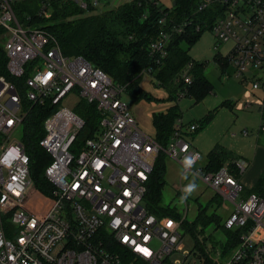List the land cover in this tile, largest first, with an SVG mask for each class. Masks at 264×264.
I'll return each mask as SVG.
<instances>
[{
    "label": "built area",
    "instance_id": "2783aa9c",
    "mask_svg": "<svg viewBox=\"0 0 264 264\" xmlns=\"http://www.w3.org/2000/svg\"><path fill=\"white\" fill-rule=\"evenodd\" d=\"M107 1L75 2L82 10H95ZM14 3L0 0V38L8 74L26 77L19 89L0 75V264H131L112 250L113 245L134 254L142 264H164L180 242L181 220L158 218L143 203L161 151L183 167V174L199 178L233 205L224 227L239 231L238 242L220 264H264V195L242 198L243 184L227 166L215 172L193 170L201 155L190 148L184 134L195 131L198 124H189L185 131L177 120L167 146L161 147L138 127L122 100L128 84L114 82L82 56L63 55L48 32L19 22ZM212 4L219 12L210 30L218 44H231L228 54L218 57L237 78L264 68V0H201L196 12ZM49 10L50 0H40L38 14ZM163 22L161 18L159 24ZM185 25L162 26L149 42L148 52L156 63L166 58L168 41ZM222 74L227 75L225 70ZM182 78L178 98L185 97L191 84L189 76ZM252 89L264 91V83L254 79ZM72 92L93 104L100 116L97 130L77 152L74 143L84 120L59 105ZM23 100L40 104L49 100L54 107L39 141L51 157L44 177L52 186L49 205L41 215L24 206L34 188L30 159L21 140L10 141L27 113ZM259 131L264 134V123ZM235 165L240 174L247 166L243 160Z\"/></svg>",
    "mask_w": 264,
    "mask_h": 264
},
{
    "label": "trees",
    "instance_id": "16d2710c",
    "mask_svg": "<svg viewBox=\"0 0 264 264\" xmlns=\"http://www.w3.org/2000/svg\"><path fill=\"white\" fill-rule=\"evenodd\" d=\"M201 0H172L168 7L161 6L157 0H126L115 8L106 10L100 14H89L85 17L74 18L82 12V9L74 0H50V10L46 15L38 14V11L30 17L29 21L22 20L20 15L25 7L14 3L13 7L19 22L34 24L54 37L63 55L82 56L92 65L105 72L114 82L128 84L138 91L139 97H147L136 85V78L140 72L149 70L154 74L160 85L168 89L169 99L174 101L172 107L164 113L153 115L155 130L154 139L165 148L172 135L174 125L181 118L177 99L184 87L183 74L191 78V84L186 86L185 97H190L195 103L203 100L213 87L204 75L205 63L190 59L188 51L198 40L203 30L210 29L212 22L219 12L217 5L212 4L202 12H196L197 5ZM38 10H39V2ZM174 3V4H173ZM33 11V7L27 8ZM93 11L94 9L89 8ZM164 22L159 24V20ZM184 24L183 31L171 37L167 44V56L156 63L148 52L149 42L154 40L162 26L168 27L171 23ZM197 27L199 29L197 30ZM216 61L221 66V71L227 65L219 57ZM6 56L0 45V75L12 80L19 89H23V76L19 79L12 78L6 70ZM192 63L190 68L187 65ZM143 70V71H142ZM142 74V73H141ZM179 77V78H178ZM176 79L177 84L174 82ZM174 83V84H173ZM232 103L224 100L219 107L231 108ZM23 107L27 113L22 122V141L25 151L30 159V175L34 188L45 196H50L51 184L44 177V169L50 163V155L39 145L44 135V120L52 113L54 107L49 100L43 103H31L23 100ZM217 108L207 112L199 120L198 129L205 127L213 118ZM74 111L84 120V126L78 133L74 143V152L82 147L86 138L92 137L98 128L100 116L93 104L81 100ZM264 121V107L262 108ZM224 150L213 149L208 154V161L204 167L206 172H215L223 166ZM166 154L161 151L157 155L149 175L147 193L144 204L149 213L156 217L172 215L180 218L176 211L168 210L160 205L161 191L165 185L164 158ZM229 171L237 176L238 169L234 162L230 164ZM254 194L264 195V170L253 187ZM214 214L206 215L199 206L193 221L181 223L180 228L190 233L195 239V246L208 264H213L208 258L209 254L204 251L197 242L198 227L209 224L216 225ZM225 228V227H224ZM226 243L222 245L221 255L227 256L238 242L239 231L225 228ZM113 251L121 254L125 262L142 264V260L126 249L113 245Z\"/></svg>",
    "mask_w": 264,
    "mask_h": 264
},
{
    "label": "rangeland",
    "instance_id": "374dc122",
    "mask_svg": "<svg viewBox=\"0 0 264 264\" xmlns=\"http://www.w3.org/2000/svg\"><path fill=\"white\" fill-rule=\"evenodd\" d=\"M124 1L125 0H108L106 3H101L93 11L88 10L89 8L87 10H82V12L76 17H71L70 19L85 17L91 13L100 14L106 10L115 8ZM157 1L163 7H168L172 3V0ZM15 2L21 7H25V10L22 11V14L20 15L22 20H27L28 17L33 16V14L38 11L37 0H15ZM29 7H33L34 10L31 12L28 11L27 8ZM48 13L49 11L46 15ZM30 26H34V24H30ZM0 45H2L1 38ZM230 48V43L218 44L211 30L205 29L188 51L190 59L206 64L204 75L211 83L213 91L198 103H195L190 97H181L177 99L181 118L185 122L183 123L185 131L189 124L193 122L199 124L198 120H201L208 111L217 108L221 101L229 100L233 103L231 108L224 107L217 109V117L220 119L217 125H213V127L206 129V131L204 127H200L195 131L185 132L186 140L192 145H196L201 152V158L193 167L194 170L202 169L207 162V153L212 146H209V140L207 138L209 135L205 133H210L211 131L215 132L212 133V135H218V137H221L220 143L225 148L232 149L233 152L246 159L249 158V160L255 159V156L257 157V160L260 158L263 159L261 150L259 148L257 149V146L260 145L264 147V135L259 131L260 126L264 122L260 119V116L258 115L259 113L257 112L258 109L254 104H251L248 107H244V105L246 102H253L257 94L260 95V93L263 92L261 89L253 90L252 81L254 79H259L264 83V68L248 71L243 77L237 78L234 75L233 69L230 66H226L224 70L227 75H223L220 69L221 66H219V63L216 61V57L227 55ZM174 82L177 84L176 79H174ZM136 85L147 95V97H139L138 91L132 88L130 83H128L127 90L122 94L121 98L128 104L129 110L135 118L138 127L145 134L154 136L155 130L152 123L153 115L164 113L173 106L174 101L169 99L168 89L160 85L154 74H150L147 70H145V72H140L137 76ZM81 100L82 99L77 93L72 92L63 98L59 105L67 106L74 110L78 107ZM226 119L227 121H225ZM229 119L231 121H229ZM226 123L229 124L225 126ZM247 131L248 135H243L244 132L246 133ZM21 135L22 127L20 126L11 135L10 141L20 140ZM205 135H207V137ZM234 135L235 137L233 138L232 136ZM211 143L212 142L210 141V145ZM179 171L180 175L182 174V177L184 178L189 177L191 180L193 177L189 176L191 174H183V167L181 165ZM176 173L177 171L174 170V172L170 174V178L173 179V177H176ZM170 181V179H166L160 205L166 207L168 210H170L168 205L175 206L179 211L178 213L182 216V218L180 217L181 223L185 222V219L188 221L193 220L199 206L204 210L206 215H215L217 221L216 225L209 224L204 228L198 227L197 230L199 232L196 237L198 244L204 248V251L207 254H209L208 258L212 263L220 264L222 261V245L226 243L224 222L229 216L228 211L223 208L222 204L218 205L219 200L215 198L218 197L217 194L214 195V200H208L211 193L210 187L200 179H193L191 189L188 191L189 195L187 200L173 198L174 191L172 190V182ZM37 191L38 190L35 188H32L28 192L24 206L27 211L41 215L46 211L49 205V196L47 197ZM193 196L195 198L198 196L199 198L195 200ZM237 201H239V198ZM228 205L232 210L233 205L230 203H228ZM171 211L173 212L176 210L171 209ZM179 233L181 238L177 249L168 257L164 264H208L195 246L196 239L190 233L184 232L181 228Z\"/></svg>",
    "mask_w": 264,
    "mask_h": 264
},
{
    "label": "crops",
    "instance_id": "0c3cea01",
    "mask_svg": "<svg viewBox=\"0 0 264 264\" xmlns=\"http://www.w3.org/2000/svg\"><path fill=\"white\" fill-rule=\"evenodd\" d=\"M126 1V0H125ZM206 67V66H205ZM256 90H259V89H256ZM213 91V90H212ZM210 94V93H209ZM224 101V100H223ZM223 101H221V103L223 102ZM229 101V100H228ZM220 103V104H221ZM232 103V102H231ZM178 104V103H177ZM220 104L218 105V107H217V109L218 108H224V107H219L220 106ZM251 104H254L256 107H257V112L259 113L258 115L260 116V119L262 120V122H263V117H262V108L264 107V91L263 92H261L260 93V95L259 94H257V96H256V98H254V101L253 102H246L245 103V105H244V107H248L249 105H251ZM231 105H233V103L231 104ZM247 105V106H246ZM217 111L218 110H216V112H215V114H214V116H213V118L211 119V121L204 127V129H205V131H206V129H209V128H211V127H213V125H217V123H218V121L220 120L218 117H217ZM209 112V111H208ZM203 118V117H202ZM235 120V119H234ZM179 121H181L182 123H185L183 120H182V118H180L179 119ZM199 121V120H198ZM225 121H227V119L225 120ZM229 121H231L230 119H229ZM177 122V121H176ZM194 123H197V122H193V123H191V124H194ZM176 124V123H175ZM229 123H226V125L225 126H227ZM184 125V124H183ZM198 129V128H197ZM196 129V130H197ZM204 132V131H203ZM212 133H215V132H206L205 134H207V135H209V137H207V135H205L207 138H208V140H209V146H212V148L209 150V149H207V150H209L208 151V153H207V161H208V154H209V152L210 151H212L213 149H215V148H218V150L219 149H221V150H224V157H223V159H224V161H223V166H227L228 168L230 167V164L232 163V162H234V164H236V162H238V161H240V160H243V161H245L246 162V164H247V166H246V168L244 169V171L240 174L239 172L237 173V178L242 182V184H243V187H244V190H243V193L241 194V197L242 198H245V197H247L249 194H251V193H253V187L255 186V184H256V182H257V180L259 179V176H261L260 175V173L261 172H263V168H264V147L263 146H260V145H258L257 146V149L259 148L260 150H261V155H262V158L263 159H259V160H257V157L255 156V159H253V160H249V158H245V157H242L241 155H239V154H237V153H235V152H233V150L231 149H227V148H225L223 145H221V137H218V135H212ZM261 133V132H260ZM243 134V133H242ZM262 134V133H261ZM236 135V134H235ZM235 135L234 136H232L233 138L235 137ZM243 135H248V131L245 133L244 132V134ZM264 135V134H263ZM184 136H185V138H186V134H184ZM152 138H154V136H151ZM231 137V136H230ZM231 139V138H230ZM210 141L212 142L211 143V145H210ZM188 143H189V146H190V148L192 149V150H196V151H198L199 153H200V155H201V152L198 150V148L196 147V145H192L189 141H188ZM219 143H220V145H219ZM201 158V157H200ZM200 160V159H199ZM198 160V161H199ZM206 164H207V162H206ZM205 164V165H206ZM205 165L203 166V168H202V170H204V167H205ZM164 166H165V174H164V179H165V182H166V179L167 180H171L170 182H172V190L174 191L173 192V198H178V200H187V198H188V191H189V189H191V186H192V181H193V179H195L196 177L194 176V175H189V176H193L192 178H191V180H190V178L189 177H186V178H184V177H182V174L180 175V171H179V167H180V165H179V163L175 160V159H173V158H171V157H169L168 155H166V157L164 158ZM174 170H176L177 171V173H176V177H173V179H171L170 178V174H172L173 172H174ZM194 170V169H193ZM262 174V173H261ZM199 179V178H198ZM166 184V183H165ZM164 187H165V185H164ZM164 187H163V189H164ZM163 189H162V191H163ZM162 191H161V198H162ZM210 191H211V193H210V196L208 197V200H214L213 198L215 197L214 195H215V192L210 188ZM193 198H195L194 196H193ZM199 197L197 196L196 198H195V200H197ZM217 200H219V203H218V205H221L222 204V206H223V208L225 209V210H227L228 211V214L230 213V211H231V209H230V207H229V205H228V202H225V201H223V199L218 195V197H215ZM169 200H171V199H169ZM221 200V201H220ZM218 205H216V206H218ZM167 206V205H166ZM169 207H170V210L171 209H175L176 210V212L178 213L179 211H178V209L175 207V206H170V205H168ZM196 214H197V211H196ZM179 215L181 216V214L179 213ZM196 216V215H195ZM161 217H171V218H175V219H177V220H181L180 218H177V217H174V216H172V215H164V216H160V217H158V218H161ZM181 218H182V216H181ZM195 218V217H194ZM186 220V219H185ZM194 220V219H193ZM193 220H191V221H193ZM187 222H191V221H188V220H186Z\"/></svg>",
    "mask_w": 264,
    "mask_h": 264
},
{
    "label": "snow or ice",
    "instance_id": "6c2138e0",
    "mask_svg": "<svg viewBox=\"0 0 264 264\" xmlns=\"http://www.w3.org/2000/svg\"><path fill=\"white\" fill-rule=\"evenodd\" d=\"M125 239H127V237H125Z\"/></svg>",
    "mask_w": 264,
    "mask_h": 264
},
{
    "label": "water",
    "instance_id": "95a60500",
    "mask_svg": "<svg viewBox=\"0 0 264 264\" xmlns=\"http://www.w3.org/2000/svg\"><path fill=\"white\" fill-rule=\"evenodd\" d=\"M174 4V3H173Z\"/></svg>",
    "mask_w": 264,
    "mask_h": 264
}]
</instances>
